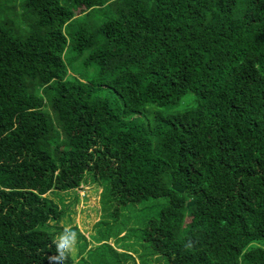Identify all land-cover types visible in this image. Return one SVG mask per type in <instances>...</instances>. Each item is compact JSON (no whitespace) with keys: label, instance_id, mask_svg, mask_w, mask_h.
<instances>
[{"label":"trees","instance_id":"obj_1","mask_svg":"<svg viewBox=\"0 0 264 264\" xmlns=\"http://www.w3.org/2000/svg\"><path fill=\"white\" fill-rule=\"evenodd\" d=\"M21 8L24 38L16 7L0 22V264H49L66 210L48 194L89 180L101 244L67 264H153L109 221L159 199L139 232L162 264H264V0Z\"/></svg>","mask_w":264,"mask_h":264},{"label":"rangeland","instance_id":"obj_2","mask_svg":"<svg viewBox=\"0 0 264 264\" xmlns=\"http://www.w3.org/2000/svg\"><path fill=\"white\" fill-rule=\"evenodd\" d=\"M23 2L24 0H0L1 23H6L8 20L13 22V18H15V16L11 12V9L16 7V10H18L17 25L15 24L18 38H24L28 34V23L26 25L22 22L24 9L21 8V4ZM6 5L8 7L7 10ZM70 39L71 36L69 35V41ZM74 56L75 55L72 51L67 53L65 60L69 66L72 65V58L74 59ZM73 65L77 69H80V61H75V64ZM91 70L92 69H90V72L87 73L94 74L91 72ZM190 98V95H186L184 99ZM179 108L180 107H178L176 110ZM158 110L164 115H168L169 113L173 112L166 107L159 108ZM101 194L102 190L95 184H92L90 180L82 185L80 189L74 192H69L66 194H48V197L59 204L61 208L66 210V215L60 222V227H78L80 233L85 238L84 241L79 240L78 238L76 250L71 253L76 262H78L80 259L81 255L79 254L81 249L84 248L85 244H87L85 257L94 251V249L91 248H96L101 244L98 239L100 238L99 233L101 231L99 223L104 218V213L101 206ZM166 206L167 200L164 199L150 200L141 205L129 206L125 209L126 212L120 216L117 223L109 221L111 223L109 225H113L115 230H123L120 237L125 236L123 237L124 239L119 243L115 240V238H112L109 240V243L112 244L119 252L129 251L137 263H139L140 260L144 258L149 263L162 264L163 261H159L155 255H152L147 243L142 240L139 230L142 227H145L149 221L158 217L160 212ZM130 262H133V260H130Z\"/></svg>","mask_w":264,"mask_h":264},{"label":"clouds","instance_id":"obj_3","mask_svg":"<svg viewBox=\"0 0 264 264\" xmlns=\"http://www.w3.org/2000/svg\"><path fill=\"white\" fill-rule=\"evenodd\" d=\"M49 223H54L52 218L49 219ZM78 242V234L70 227L63 228L54 237L55 253L48 256L49 264H67L70 254L76 250ZM193 246L192 241H187L186 248Z\"/></svg>","mask_w":264,"mask_h":264}]
</instances>
